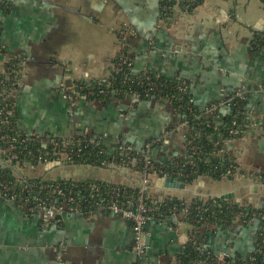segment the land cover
Instances as JSON below:
<instances>
[{"label":"crops","instance_id":"0c3cea01","mask_svg":"<svg viewBox=\"0 0 264 264\" xmlns=\"http://www.w3.org/2000/svg\"><path fill=\"white\" fill-rule=\"evenodd\" d=\"M5 1L11 11L3 17L0 44L24 62L17 101L23 134L69 139L89 132L109 146L122 141L141 152L148 147L160 162L183 155L185 130L168 103L88 102L74 93L75 82L107 79L127 47L134 73L153 69L189 81L201 109L234 91L245 94L255 122L229 144L237 163L233 177H203L183 188L156 179L146 194L158 200L229 195L234 202L264 206V182L250 175L264 171V56L250 51L254 32L264 31L261 0H202L193 13L176 7L170 17L162 14L161 0ZM27 171L31 178L130 187L146 178L134 168L67 163ZM58 217L45 222L0 201V264H178V253L197 231L183 215L153 219L145 226L150 241L141 256L131 223L121 217L105 210ZM257 227L235 221L201 231L217 255H247L254 250Z\"/></svg>","mask_w":264,"mask_h":264},{"label":"trees","instance_id":"16d2710c","mask_svg":"<svg viewBox=\"0 0 264 264\" xmlns=\"http://www.w3.org/2000/svg\"><path fill=\"white\" fill-rule=\"evenodd\" d=\"M261 1L264 3V0ZM201 3L202 0H161L160 6L162 14L165 17H170L176 7H180L186 13H193ZM10 11V4L5 0H0V34L3 17ZM250 51L264 56V31L254 32L250 41ZM0 52L6 53L1 45ZM120 54L129 58L132 64L124 65L117 72L113 68L118 67L121 60ZM120 54L112 62L110 75L107 79L75 82L74 93L76 96L85 97L88 102L107 103L113 99L125 100L136 97L137 101L155 100L168 103L181 121L186 123L184 128L186 151L183 155L166 162H160L149 156L150 163L148 164L145 152L137 150L131 144L119 141L118 144L109 146L99 139L91 142L92 138L90 137L71 138L69 141L73 145L64 149L71 155L67 164L107 167L109 164L115 163L141 172L147 169L148 174L155 173L160 177H169L186 185L203 177L213 180L233 177L237 172L236 159L234 153L226 149L223 141L239 139L249 127L251 120L247 115L249 111L245 100L246 95L244 94L243 98L238 97V91L226 95L225 100L229 101L209 115L207 113L209 107L201 109L194 102L189 81L153 69L138 74L134 73V61L128 48L124 47ZM15 57V62H19L20 57L18 55ZM16 128H18V121H16ZM232 130H236L237 133L232 134ZM3 131L6 129L4 128ZM120 145L130 150L124 153L119 150L115 151V148ZM26 146L24 150L18 146L17 152H21L20 156L31 160L32 164L36 165L38 161L32 160L28 153L39 154L37 143H27ZM51 152V147L43 151L44 159L51 160L53 158ZM250 175L264 182V171ZM0 180L13 186L16 183L15 177L9 170H1ZM29 181L38 186L49 184L53 185V189L63 190L65 197H75L76 202L71 206L81 208L83 211L90 210L92 206L95 207L99 201L97 195L102 194L107 202H112L114 199L120 203L126 202V204H135L142 197L153 219L163 220L173 215H183V220L197 231L178 253V264H218L217 253L207 247L202 228L210 226L226 228L235 221H240L244 225L257 223L254 250L247 255L236 252L230 254L225 264H264V206L244 205L220 197L207 200L167 197L158 200L148 197L147 194H142L138 187L98 180L47 179L46 181L35 178ZM92 187L97 189L92 191ZM118 189L121 191L119 197L115 194ZM51 190L52 188L42 190V196L48 201L56 198ZM59 199V203L64 201V197H59ZM91 211H96V209L92 208Z\"/></svg>","mask_w":264,"mask_h":264},{"label":"built area","instance_id":"2783aa9c","mask_svg":"<svg viewBox=\"0 0 264 264\" xmlns=\"http://www.w3.org/2000/svg\"><path fill=\"white\" fill-rule=\"evenodd\" d=\"M1 45V44H0ZM2 46V49L6 51V53L0 52V173L1 170H9L12 175L16 179L15 186L10 185L8 182H4L0 180V201L12 202L16 206L20 207V209L24 212V215L30 217L39 215L43 219V221H51L54 220L57 216L65 214V213H84L89 212L94 208L96 211H108L111 214L121 217L127 221H129L132 225L134 231V243L135 250L138 255H144L147 249L146 244V235H145V226L148 222L153 220L152 216L149 214V210L146 204L143 202V198L135 204H126V202L120 203V201H115L113 199L112 202H107V199L102 195L98 194L99 201L97 202L95 207H91L90 210L83 211L81 208H77L71 206L76 202L75 197H65L63 190L61 189H53V185L46 186H38L37 184L30 183L31 178L27 175V169H31L33 171L38 170L41 166L46 164H57V163H67L71 159V155L64 151L68 147L72 146V142L69 139L58 138L53 136H29L23 134L18 128H16L17 121V101L20 93V88L22 87L21 76H22V65L23 61L19 58V62H15V54L9 53L6 48ZM121 55L120 63L117 65L118 67H114L115 71L121 70V68L128 64L132 63L129 61V58ZM238 97L243 98V94L241 92L237 93ZM226 97V96H225ZM223 98L225 100L226 98ZM81 99H85L82 97ZM137 99L136 97L134 98ZM229 100L219 101L215 104H212L207 109V113L212 115L214 111H216L220 106H223L224 103ZM250 115L249 113L247 114ZM250 120L251 117L249 116ZM253 119V118H252ZM255 122L251 120L250 125H254ZM186 123L180 122L179 127L182 129L185 128ZM249 125V126H250ZM4 128L6 131H3ZM232 134H236V130L231 131ZM83 137H90L91 142L95 140V138L89 134V132H85ZM82 138V137H81ZM77 138V139H81ZM234 141L231 139L224 140L223 143L226 149H229V144ZM35 142L39 148V154H31L28 153L32 160L38 161L36 165H33L31 160L24 159L20 156L21 152L18 151V146L24 150L27 146V143ZM185 142V141H184ZM118 144V142H117ZM49 147L52 148L51 155L53 158L51 160L44 159L43 151L47 150ZM63 149V150H62ZM121 151L122 153L129 151L125 146H119L115 148V151ZM230 150V149H229ZM150 148H145L146 162L150 163ZM106 168H129L122 165H117L115 163L109 164ZM146 178H144L143 182L140 186H134L140 188L142 194H146V190L149 188L146 186L147 177L149 175H155L159 178H169V177H160L157 174H148L147 169L143 171ZM42 180H46L45 178H41ZM13 186V187H12ZM52 188L51 192L56 197L54 200L45 199L42 196V190ZM13 189V190H12ZM97 188L92 187V191H95ZM119 189L116 190V196H120ZM59 197H64L63 202L60 201ZM162 200V199H160ZM181 215V214H177ZM173 215V216H177ZM229 254H218L217 261L218 264H225L227 257Z\"/></svg>","mask_w":264,"mask_h":264},{"label":"water","instance_id":"95a60500","mask_svg":"<svg viewBox=\"0 0 264 264\" xmlns=\"http://www.w3.org/2000/svg\"><path fill=\"white\" fill-rule=\"evenodd\" d=\"M67 85H68V87H70V86L72 85V82L69 81V82L67 83ZM60 164H61V163H57V165H60ZM163 180H165L167 186H169V183H173V182H174V185L177 184V185L180 186L181 188H183V187L185 186L184 183H180L178 180H175V179H172V178H163ZM228 196H229V195H223V196H221L220 198H222V199H228ZM57 217H58V216H57ZM58 218H59V217H58ZM149 241H150V239L147 238V239H146L147 244L149 243Z\"/></svg>","mask_w":264,"mask_h":264},{"label":"rangeland","instance_id":"374dc122","mask_svg":"<svg viewBox=\"0 0 264 264\" xmlns=\"http://www.w3.org/2000/svg\"><path fill=\"white\" fill-rule=\"evenodd\" d=\"M236 140V139H235ZM230 149V148H229ZM150 176H154V175H150ZM150 176H148L147 177V183H146V186L147 187H150V184L151 183H156V179H158V182L159 183H163L165 180H160V178L158 177L157 178V176H155L156 178L154 179V180H152L151 178H150ZM150 193H151V191H149ZM148 196H149V194H147ZM149 197H151V196H149Z\"/></svg>","mask_w":264,"mask_h":264}]
</instances>
